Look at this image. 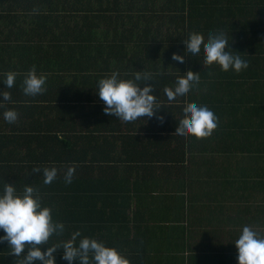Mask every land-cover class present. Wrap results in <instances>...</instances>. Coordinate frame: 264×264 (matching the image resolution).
Returning a JSON list of instances; mask_svg holds the SVG:
<instances>
[{"label":"crops","instance_id":"0c3cea01","mask_svg":"<svg viewBox=\"0 0 264 264\" xmlns=\"http://www.w3.org/2000/svg\"><path fill=\"white\" fill-rule=\"evenodd\" d=\"M100 1L0 0V90L11 93L9 101L0 98V190L7 182L15 184L18 191H22L26 184H31L38 189L43 204L47 206V184L43 183V169L47 167V134H58L60 139L67 138L65 146L72 145L76 149L83 146L92 151L90 162L86 159L72 162L70 158L64 157V162L57 164L65 166L66 162H71L72 167L59 169L58 175H65L71 169L74 179L85 180L89 175L97 188L100 167L115 174L120 186L127 180L138 185H145L147 180L154 182L155 178L170 180L177 186L172 191L179 199L176 208L182 222L178 228L172 227L170 238H163L162 228H166L151 227L150 230L153 223L146 216H141L149 211L148 199L142 204H138V201L136 204V199L130 201L131 206L127 208L124 202L127 194H124V203L110 194L109 204L106 199L95 200V195L88 190H78L75 194L76 204L66 206L71 214V218H68L74 222L65 227L63 235H55V240H67L79 230L82 237H94L106 244L114 242L116 236H103L107 235V231L100 233L102 223L94 219L98 213H115L113 208H116L130 215L124 235L117 242L125 239L129 243L133 241L139 243L140 250H144L130 253V264H137L139 260L152 261V264H238L235 241L243 227L251 226L264 236V151L250 154L235 151L230 155L215 156H200L196 153L191 156L190 152L183 154L190 138L185 140L174 134V124L183 119L184 112L181 109L178 111L180 105L177 104L167 109L169 112L160 106L158 117H143L131 122L106 114L105 105L96 92L99 79L110 75L116 68H126L127 72H123L121 77L131 78L133 74L128 70L146 64L144 53L139 52L133 60L131 55L117 57L119 54L114 51L115 58H109L108 52L113 45L110 41L114 33L103 26L102 29L91 30L88 41H81L86 31H78L77 22L80 18L74 11L65 17L66 31L61 29V23H47L53 19L47 18L52 16L47 14V3L68 6L67 10L73 5L88 3L92 11H97L101 7ZM74 38L76 41L71 42ZM33 66L38 73L47 76V91L29 96L23 90V81ZM101 67L110 69V72L105 75L100 71ZM51 69L59 70L60 81L54 78L50 80L51 73L47 71ZM74 69L90 71L75 73L72 71ZM9 71L17 73L15 85L10 89L4 84ZM7 109L18 112V119L14 123L4 119L3 113ZM166 115L172 116L173 121V128L167 127L168 135H157L147 141L145 146L150 148L141 147L150 153L156 152L160 160L165 157L164 161L157 159L151 163L149 158L144 157L143 149H140L139 154L129 158L122 154L121 163L99 162L100 151L95 149V145L104 143L103 137L99 138L100 133L117 131L116 134L143 136L150 120L154 118L161 122ZM90 131H95L96 139L90 138ZM154 142L156 146L150 145ZM208 146L212 147L214 143ZM164 164L171 170L164 172ZM115 165L118 166L114 172ZM35 168L41 171L34 173ZM160 205L159 200L156 211ZM137 206L141 207L138 208V220L132 217ZM167 208L168 205H163L160 210ZM134 231H137L138 238L133 237ZM152 234H155L154 238ZM0 235H3L2 231ZM150 245H154L153 252L147 254ZM43 247L47 249V245ZM58 255L57 264H61V260L68 264L63 259V250ZM19 259L11 255L6 241L0 243V264H18Z\"/></svg>","mask_w":264,"mask_h":264},{"label":"trees","instance_id":"16d2710c","mask_svg":"<svg viewBox=\"0 0 264 264\" xmlns=\"http://www.w3.org/2000/svg\"><path fill=\"white\" fill-rule=\"evenodd\" d=\"M100 4V10L92 11L88 3L73 5L68 10V6L47 3V14L52 15L47 18H53L47 23L55 25L61 23V29L66 31L65 17L74 11L80 18L77 22L78 31H86L81 41H88L91 30L102 29L103 26L114 33L115 36L110 41L113 45L111 44L112 48L110 47V52H108L109 58H115V53H117L119 54L117 57L131 55L134 60L137 58L134 56H137L139 52L144 53L146 64L143 66L140 64L138 69L128 71L133 75L137 71L151 75L154 81L149 80L148 83L155 84L154 94L159 107L163 106L167 112H169L167 109L174 106L173 104L166 106L169 103L164 89L174 88L175 82L185 79L184 74L189 71L198 75L200 79L198 91L178 100L175 105H180L179 112L180 109L185 110L186 104L207 105L219 117V124L210 137H190L186 144L188 147L183 154L190 152L191 156L195 153L200 156H215L217 154L230 155L235 151L244 154L264 151V0H101ZM120 20H122V30L119 29ZM216 30H223L229 34L230 39L232 34L231 47L241 52L239 54L248 61V68L240 72L224 71L218 65H205L203 54L196 59L190 57L189 60L185 59L183 67L174 65L172 56L177 54L183 58V42L190 36L199 35L206 42L208 34ZM118 42L120 43L117 44ZM134 52L136 54L132 55ZM72 71L75 73L83 71L84 73L90 70L74 69ZM100 71L106 75L110 69L106 70L101 67ZM114 71H119L121 75L127 72L126 68H116ZM47 73H51L50 80L54 78L57 82L60 81L59 70L51 69ZM182 120L174 124L175 130ZM172 122V116L169 115L164 116L161 122L153 118L148 122L143 136L133 137L128 133L116 134L117 131L100 133L99 138L103 137L104 143L95 145V149L100 151L99 162L121 163L122 154L127 158L139 154L141 152L139 150L143 149L141 147L145 146L147 141L157 135H168L166 130L168 126L173 128ZM94 132L90 131V138L96 139ZM66 140L67 138L60 139L58 134H47V167H56L58 170L72 167L71 162H66L65 166L57 164L64 162V157L70 158L72 162L85 159L87 162L91 161V148L81 146L76 149L72 145L65 146V142L68 143ZM90 142H92L91 139ZM160 142L161 140L157 143ZM210 143H214V146L209 147ZM155 144L156 142L150 145L156 146ZM145 147L150 148V146ZM142 151L144 157L149 158L151 163L157 159L158 161L165 160V157L160 160L156 152L150 153L147 149ZM117 166H113L114 172ZM152 166L155 167V165ZM86 167L91 169L90 166ZM100 169L98 188L89 175L87 179H79V181L77 178L74 179L73 172L71 183L65 181V174L57 175L52 183L47 184V206L51 207L55 220L63 221L65 227L70 222H74L68 218V216L71 218V214L66 206L76 204L75 194L78 190L84 192L88 190L95 195V200L97 198L106 199L108 203L110 197L114 195L113 197L121 200V203H127V208L131 206L130 201L136 199V204L137 201L138 204H142L148 199L149 211L141 216H146L147 220L153 223L149 229L164 226L166 229L161 227L162 237L170 238V233H173L172 227L178 228L182 222L181 214L176 208L179 199L172 191L177 189V186L173 185L170 180L161 178H155L154 182L147 180L145 185H138L136 182L127 180L120 186V181L115 174L102 167ZM162 169L165 172L171 170V167L164 164ZM124 194L127 195L123 202ZM159 200L161 205L156 211ZM163 205H168V208L160 210ZM138 208L141 207L137 206V210L135 209L132 215L137 220L139 218ZM113 210L115 213H98L94 219L102 223L100 233L107 231V235L103 236H116L114 242L107 243L108 246L117 247L127 258L130 253L144 251L140 250L139 243L133 241L129 243L126 239L117 242L124 235L130 215L116 208ZM137 231H134V238H138ZM54 236L48 241L49 245L63 241L60 238L55 240ZM154 237L155 234H152V238ZM150 246L151 249L147 254L153 252L154 245ZM56 254H61V250H57ZM57 258H60V255ZM60 263L65 264L62 260ZM137 264H152V261L139 260Z\"/></svg>","mask_w":264,"mask_h":264},{"label":"clouds","instance_id":"9594fccd","mask_svg":"<svg viewBox=\"0 0 264 264\" xmlns=\"http://www.w3.org/2000/svg\"><path fill=\"white\" fill-rule=\"evenodd\" d=\"M229 34L216 30L207 36V41L199 35L190 36L183 42L181 55L174 54V65L183 67L185 59L199 58L202 54L205 65H218L224 71L240 72L248 68V61L239 51L233 50ZM17 73L9 71L4 79L7 88L15 85ZM185 79L177 80L175 87H167L164 94L169 104L186 98L198 91L200 79L191 71L184 74ZM149 73L137 71L131 78H122L119 71H114L98 81V97L104 103V112L116 116L122 121L131 122L143 117L157 116L159 105L154 94L155 84ZM154 81V80H153ZM47 76L38 73L35 66L24 78V92L36 96L47 91ZM2 101L11 100V93L0 90ZM4 119L14 123L18 119L15 109H7ZM219 124V117L207 105H185L183 120L176 127L175 136L181 139L206 138L213 134ZM40 172V168H35ZM44 184L52 183L58 175L56 167L43 169ZM72 170L65 175V181L71 183ZM0 243L7 242L11 255L19 257L18 264H57V250H63V259L68 264H130L129 259L115 246L94 237L81 236L79 230L59 244H48L54 235L65 232V223L53 218L52 209L45 206L38 194V189L26 184L18 191L13 183L7 182L0 190ZM79 238V239H78ZM78 241V242H77ZM44 245H48L44 250ZM238 251V264H264V236L251 226L245 225L235 241ZM27 250V251H25Z\"/></svg>","mask_w":264,"mask_h":264}]
</instances>
